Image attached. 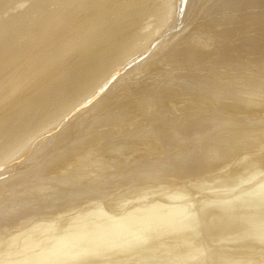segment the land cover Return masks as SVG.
<instances>
[{"label":"bare ground","instance_id":"bare-ground-1","mask_svg":"<svg viewBox=\"0 0 264 264\" xmlns=\"http://www.w3.org/2000/svg\"><path fill=\"white\" fill-rule=\"evenodd\" d=\"M205 64L215 67V72L193 77L206 88L207 97L200 96L201 100L216 98L212 101H240L249 105L254 103L258 90L264 95V76L257 78L252 76L256 73H247L264 70V0H0V178H8L0 183V196L4 188L29 187L40 181L39 174H45L43 180L49 178L51 182V179L69 178L75 185L90 171L97 170L95 174L99 176L111 168L119 170L127 165L134 171L146 166H149L146 170L152 171L144 177L134 174L138 178H132L129 183L149 178L146 181L153 182L150 183L154 186L153 192L144 193L141 191L145 189L140 190L144 184H136L138 188L125 193L129 197L118 195L121 208L97 202L93 206L89 204L86 210H77L87 193L84 187L76 185L42 194L39 196L42 199L38 197L40 200L31 198L24 205L11 200L12 204L0 207V251L7 249L5 258L0 257V264H123L126 257L132 256L136 257L131 258L130 264H146L143 260L153 259L159 247L162 251L167 238L177 240L174 244L188 240V245L175 246L169 259L159 260L162 264H190L192 260H196L192 264H208L207 259L199 258L205 253V247L199 238L190 237L199 234L203 223L207 232L212 229L208 233L217 238V243L243 242L237 247L229 245L232 248L223 249L221 258L214 261L236 264L239 260L238 264H254L258 260L264 264V251L258 252L259 247L257 251L255 247L259 246L256 243L264 245V207L258 203L260 198L251 197L264 195V155L246 154L245 159L236 162L235 170H239L233 175L209 177L199 182V185L215 184L220 180L219 187L236 188L263 174L237 199L222 203L201 200L203 203L198 204L197 201L196 209L201 210L203 223L200 218L194 219L195 202L190 203L193 198H189L194 193L187 192L188 183L183 181L181 185L175 180L182 178L176 174L189 172L204 177L210 169L222 171L231 164L235 150L252 148L262 152L264 126L259 124L264 121L231 122L222 118L225 113L210 116L208 109L206 113H190L192 110L178 109L179 103L173 104L174 113L178 110L179 115L184 111L189 113L177 115L178 118H173V113L171 119L161 122L153 114H158L153 105L150 119L153 124L147 129L135 128L136 123L132 124L135 117L129 115L136 106L132 103L142 100L143 85L154 74L165 72L170 76L168 72L190 70L194 66L197 67L194 70L201 71ZM222 70L237 72L223 75ZM246 75L251 77H241ZM168 78L158 84L163 85ZM173 80L175 83L181 79ZM172 84L164 90L159 86L157 92L153 86L154 94L149 98L157 99L161 93L165 100L185 102L186 97L178 95ZM143 98L148 100L147 96ZM201 100H191L186 108L183 105L184 109L201 107ZM145 101L142 103L148 106ZM129 116L134 122L129 121ZM212 133L216 137L206 141L205 136ZM226 136H230L228 140ZM202 141L205 144H200ZM138 143L143 144L140 155L131 156L140 161H123L128 154L125 152L137 149L130 147ZM256 144L258 147H254ZM190 145L195 148L190 149ZM163 173L171 176L170 181L165 179V186L161 182L163 178L160 179ZM18 191L11 194L12 198ZM170 191L176 194L169 195ZM97 192L94 198L106 197ZM150 194L156 198L149 200ZM182 197L183 201L176 202ZM132 199L139 203L128 206ZM110 210L120 213L110 217L107 214ZM41 217V221H36Z\"/></svg>","mask_w":264,"mask_h":264},{"label":"rangeland","instance_id":"rangeland-1","mask_svg":"<svg viewBox=\"0 0 264 264\" xmlns=\"http://www.w3.org/2000/svg\"><path fill=\"white\" fill-rule=\"evenodd\" d=\"M197 67H195L194 66V68H192V67H190V70H181V69H179V70H173L174 71V73H173V71L171 72V73H169L168 72V74H170V76L169 75H167V73H163V75H162V73H160L159 75H158V73L157 74H154V78L153 77H151V80L149 79V81H147L148 82V84H150V86L147 84V82H146V84H144L143 85V92L145 93H143L142 94V100H139V102L138 101H134L133 103H132V105H134V104H136V106L134 105L133 107H132V111H131V113L129 114V115H133L132 117H135V118H133V119H135L136 121L134 122L133 121V119H132V117L131 116H129V121H132V122H134V123H132V124H134L135 125V123H136V125H135V128H140V129H142V128H146L147 126L148 127H150L151 126V124H153V121L151 120L150 121V119L152 118V112H154V110L156 111V112H158V114L157 113H153V114H155V115H157V116H159L158 117V119H159V121L161 122V121H166L167 120V118L168 119H171V115H173V113H174V107H173V104H177V103H179V105L177 106V108L179 109H183V110H192V111H189L190 113L191 112H193V113H201V112H205L206 113V110L208 109V111H207V115H218V116H222L221 115V113H225L223 116H222V118L223 119H225V120H227V119H230L231 120V122H234V121H240V122H244V123H249V122H253V121H255V122H260V121H264V104H263V102H264V95H263V93H259V91H261V90H258V94L259 95H257V93H256V96L254 97L255 98V101H254V103H252V104H249V105H246L244 102L242 103V102H238L237 103V101L236 102H234V103H231V102H233V101H227V102H223V101H221L220 100V102L219 103H221V104H219V103H216L215 101H212V100H215V99H212V100H209L208 98H206V99H200L199 97L200 96H204L205 97V95L207 94V91H206V88H203L204 87V84H203V82H198L197 83V81H195L194 80V76H195V74H196V77L198 76V74L199 75H202V73L204 74V76H209V74L211 73V74H214V72H215V67H213V66H210L209 64L207 65V64H205L204 65V68L200 71L199 69L200 68H198L197 70H194V69H196ZM180 71V72H179ZM223 71V75H225V74H228V73H232V72H237V70H222ZM240 72H242V71H244V70H239ZM185 72V73H184ZM193 72V73H192ZM244 72H246V71H244ZM251 72H253V73H256L255 75H252V76H257V78H259V77H262V75L264 76V70H252V71H248L247 73H251ZM258 73V74H257ZM175 74V75H174ZM177 74V75H176ZM184 74V75H183ZM165 75V76H164ZM260 75V76H259ZM165 77L166 78V76L167 77H169L168 79L171 81H165L164 83H163V85H159L158 83H160V81H161V79L163 80V79H165V78H162V77ZM178 76V77H177ZM259 76V77H258ZM160 77V78H159ZM190 77V78H189ZM242 78H245V77H251V75H246V76H241ZM158 78V79H157ZM172 78V79H171ZM181 79V80H179L178 82H175L174 83V80L173 79ZM185 78V79H184ZM263 79H264V77H262ZM156 79H157V81H156ZM189 79V80H188ZM255 79V78H254ZM167 80V79H166ZM182 80H183V84H182ZM193 80V81H192ZM152 82V83H151ZM156 82V83H155ZM165 83H168L167 85V88H169L171 85L170 84H172V83H174V84H172V86H175V88L177 89V92L176 93H178V95L180 94V96H182V98H184V97H186L185 99H186V103H187V101H188V103L187 104H184L185 102L184 101H182V100H180V101H177V102H174L173 100L172 101H169V100H165V97H164V95H162L161 93H159L158 95V97L159 98H157V99H155V98H149L150 97V95H152V97H153V94H154V92L153 91H155V92H157V91H160L159 90V86L161 87V86H165ZM185 84V85H184ZM206 84H208V83H206ZM205 84V85H206ZM148 85V87H146ZM179 85V86H178ZM153 86H154V88H155V90H151L152 88H153ZM157 86V87H156ZM190 86V87H189ZM202 87V89H204V91L202 90V89H199V87ZM166 87V86H165ZM160 88L161 90H164V89H167V88ZM186 87H188V88H190V89H188L187 90V88ZM193 87V88H192ZM198 87V88H197ZM195 88V89H194ZM157 89V90H156ZM194 89V90H193ZM193 91V92H191L190 93V91ZM198 90H199V94L200 95H198ZM201 90V91H200ZM152 92V93H151ZM202 92H204V93H202ZM205 92H206V94H205ZM210 93V92H209ZM148 94V95H147ZM187 94V95H186ZM225 94V93H224ZM262 94V95H261ZM141 95V94H140ZM147 96V99L148 100H146L145 98H143V96L144 97H146ZM192 97H191V96ZM261 95V96H260ZM161 97V98H160ZM191 97V98H190ZM206 97H207V95H206ZM137 98H140V97H137ZM164 98V99H163ZM201 100V102H203V104H202V106L204 105V110L201 108V107H191L190 109H184V106H185V108L187 107V106H189V103H191L190 101L192 100ZM146 100V101H145ZM150 100H153V101H150ZM157 100V101H156ZM262 100V101H261ZM143 101H145V102H147L148 103V106L144 103H142ZM163 101V102H162ZM168 101V102H167ZM159 102H161V103H159ZM165 102V103H164ZM171 102H172V104H171ZM182 102H184V103H182ZM258 102V103H257ZM261 102V103H260ZM139 103V104H138ZM169 103V104H168ZM213 103H214V106H213ZM224 103V104H223ZM240 103H241V105H240ZM151 104V105H150ZM156 104L158 105L157 107H156ZM164 104H166V106L164 105ZM182 104V105H181ZM212 104V105H211ZM236 104V105H235ZM141 105V106H140ZM153 105H155L154 106V110L152 111V109H153ZM163 105V106H162ZM168 105V106H167ZM184 105V106H183ZM207 105V107H205ZM211 105V106H210ZM140 107V109L137 111V108H139ZM147 106V107H146ZM160 106H162L161 107V109H160ZM221 107V108H218V107ZM251 106V107H250ZM152 107V108H151ZM228 107H229V110H227L228 109ZM240 109L239 111H237L238 110V108ZM243 107V108H242ZM135 108V109H134ZM158 108V109H157ZM164 108H166V109H164ZM201 108V109H200ZM211 108V109H210ZM224 108V109H223ZM150 109V110H149ZM196 109L198 110V111H196ZM212 109H214V110H212ZM243 109H244V111H243ZM245 109H247L246 111H245ZM250 109H251V111H250ZM142 110V111H141ZM145 110H147V111H145ZM199 110H201L200 112H199ZM203 110V111H202ZM226 110H227V112H226ZM252 110H254V111H252ZM261 110V111H260ZM140 111H141V113H140ZM151 113H150V112ZM161 111H163L162 113H161ZM168 111V112H167ZM212 111L214 112V111H216V112H214V113H212ZM219 111H222V112H219ZM137 112H138V115H137ZM144 112V113H143ZM160 112V113H159ZM175 112H177V113H174V115H173V118H178V116L177 115H179L180 114V111L178 110V111H175ZM183 112V111H182ZM188 112V113H189ZM210 112V113H209ZM236 112H238V114L236 113ZM251 112V113H250ZM188 113H186V111H184V113L182 114L181 113V115H179V116H182V115H184V114H188ZM209 113V114H208ZM230 113V114H229ZM136 114V115H135ZM141 115V117H140V115ZM143 114V115H142ZM136 116H138V117H136ZM144 116H146V118L144 117ZM166 118H164V117ZM161 117V118H160ZM131 118V119H130ZM256 118H258V119H256ZM261 118H262V120H261ZM138 119V120H137ZM161 119V120H160ZM249 119V120H248ZM254 119V120H253ZM144 120H145V122L147 121V122H149V123H144ZM149 120V121H148ZM243 120V121H242ZM257 120V121H256ZM128 121V122H129ZM141 122V121H143V124L142 123H139V122ZM152 122V123H151ZM131 123V122H130ZM138 123V124H137ZM236 124H237V122H235ZM143 125H144V127H143ZM238 125V124H237ZM264 126V123H262V124H259V126ZM147 129V128H146ZM118 136V135H117ZM216 137V133H212V134H209V135H207V136H205V138L204 139H206V141H210V139H211V141H212V139H213V137ZM259 136V135H258ZM201 137V136H200ZM212 137V138H211ZM227 137L228 136H226L225 137V139H227ZM230 137V136H229ZM228 137V138H229ZM118 139V137H116L115 139H111L110 141H109V145L110 144H112V143H114L116 140ZM198 139V138H197ZM200 139V138H199ZM198 139V140H199ZM209 139V140H208ZM228 140V139H227ZM203 142V143H202ZM200 144H205L204 142L205 141H202ZM141 145H143L142 143H138L137 145H132L130 148H134L135 146H136V148L138 149H129V151L128 152H125V153H128L129 154V157H128V154H126L125 155V157L124 158H126V159H123V161H125V162H128V161H134L135 163H138L140 160H138V159H136L137 158V156L138 155H140V148H142V146ZM139 146H141V147H139ZM191 146V148L190 149H193V147L195 148V145H190ZM196 146H198V145H196ZM258 147V145L256 144V145H254V147ZM261 146V145H260ZM166 149V148H165ZM243 149H245L244 150V153H243ZM251 149V150H250ZM113 150V149H112ZM134 150V151H133ZM135 150H136V152H135ZM164 150V149H163ZM250 150V151H249ZM131 151V153H129ZM230 150L228 149L227 150V152H229ZM240 151H242V152H240ZM240 151H238V150H235L234 151V155H232L231 157V161L232 162H229V163H231L230 165H228V167L227 168H224L222 171H214V169H210V170H212V171H210V173L209 174H207V175H205L204 177H200V176H198V175H192L191 173H182V174H176V176L179 178V177H182V178H179V179H175L177 182H179L180 181V183L179 184H183L184 182H186V184L188 183V191L187 192H193L194 193V196L192 197V196H190L189 198H193L192 199V201H190V203L192 202V203H194V205H195V207H192V208H194L193 209V211L196 209V208H198V205H197V201H198V204H200V202H202V201H209V202H211V203H213V202H220L221 201V203L222 202H226V201H232L233 199H237V197L240 195V194H242V193H244L246 190H248V189H250V188H252L253 186H254V184L257 182V181H259V178H262L261 176L263 175H259L260 177L259 178H255V179H253L252 181H250V182H248V183H245V185L244 184H242V185H240V186H238V187H236V188H233V187H231V185L229 186V187H225V186H223V187H219L221 184H218V181H220V180H218L217 182H214L215 184H213V182H209V183H207V184H201V185H199V182L200 181H202L203 179H209V177L212 179V177H217V176H227L228 175V177H229V174L230 175H233L234 173H235V171H237V170H239L238 168H237V170H235V167H236V164L237 163H240L243 159H245L246 157H247V155L248 154H250L251 152V154H253V155H255V154H262V155H264V150L262 151V152H258V151H256V150H254V149H252V148H248V149H246V148H242V150L240 149ZM138 152V153H137ZM188 152H190V151H188ZM248 152V153H247ZM124 153V154H125ZM136 153V154H135ZM241 153V154H240ZM131 154H133V156H136V158H132V156H131ZM189 154V153H188ZM239 156H238V155ZM247 154V155H246ZM251 154L250 155H248V156H251ZM238 156V157H237ZM244 156V157H243ZM128 157V158H127ZM237 157V158H236ZM132 158V159H131ZM240 158H242V160L240 159ZM128 159V160H127ZM240 159V160H239ZM239 160V161H238ZM237 162V163H236ZM121 168V167H120ZM147 168H149V166L147 167H145V168H140V169H137L136 171H134V170H130L129 168H128V165L127 166H125L124 167V169L123 168H121V169H119V170H115V169H113V168H111L110 170H108L107 171V173H100L99 174V176L97 175V174H95V173H98V171L96 170V172H94L95 170H93V171H90V173H86V174H84L83 176H81L80 177V179H79V181H76V187H84L85 188V190H86V193H87V197L84 199V203L83 204H81L80 202H83V201H80L79 203L80 204H78L79 205V207H78V209L77 210H81V209H83V210H86V209H88V208H90V206L89 207H87L89 204L91 205V206H93V204H96L97 202H102L103 203V205H105L106 207H108V206H111V207H115V206H117V208H121L122 206H121V203H119V196L118 195H125V196H127V197H129L128 195H126L125 193L126 192H128V190L129 189H131V188H138L137 187V185H140V186H142V184H146L145 186L143 185L142 186V188L140 189V190H142V189H145L144 191H141V192H146V191H151V192H153L154 191V189L152 188V187H154L153 186V184H151V183H153V182H151V181H146V179L148 180L149 178H140L139 179V181H137V183H136V181L135 182H131V183H129L131 180H132V178H133V180L135 179V178H138V177H144L143 175H148V174H152V171H150V169H148V170H146ZM91 170H92V168H91ZM126 171V172H122V171ZM128 170H130V171H128ZM138 170L140 171V172H138ZM143 170V171H142ZM22 172V169L21 170H19V172ZM111 171V172H110ZM115 171V173H113ZM117 171H119V172H121V173H119V172H117ZM135 172V173H134ZM150 172V173H149ZM200 172H203V171H200ZM73 174V173H75V172H71L70 171V174ZM92 173V174H91ZM110 173V174H109ZM111 173H113V174H111ZM138 173V177L136 176V175H134V174H137ZM170 173V172H169ZM169 173H163V175H161L160 176V179H162L163 178V180L161 181V182H163V186H165V185H167V184H164V182L166 183V181H165V179L166 180H171V179H169V178H171V176H170V174ZM226 173H228V174H226ZM88 174H89V176H88ZM132 176H131V175ZM213 174V175H212ZM41 175H42V177L44 176V177H46L45 176V174H39L38 175V178L39 177H41ZM91 175V176H90ZM95 175V176H94ZM108 177H107V176ZM201 175V174H200ZM87 176V177H86ZM107 177V179L105 178V177ZM111 178H110V177ZM116 176V177H115ZM123 176V177H122ZM129 176V177H128ZM130 176H131V179H130ZM166 176V177H165ZM186 176V177H185ZM246 176V175H245ZM40 178V181L38 180V178H36V180H38V181H36V182H34L31 186L29 185V187H26L25 185V187L26 188H24V186L23 187H15V189L12 187H10L11 188V190H10V188H8V190H6L7 188H4L5 189V192H2V195L0 196V197H2L3 196V198L2 199H6V201H8V203L6 202V201H4V203L2 204V199L0 200V203H1V205H0V207L2 206V205H8V204H12V202H16V203H21V204H23L24 205V203H28V201L32 198H35V197H37L36 199H34V200H40V199H38V197L40 196V195H42V194H45V193H49L50 191H57V190H61L62 188H64V189H67V188H70V186L72 185V186H75L73 183V181H72V179L70 180L69 178H62L63 179V181L61 180H54V179H51L52 180V182L54 183H52L51 181H49L48 179L47 180H43V178ZM88 177H90L91 179H88V180H86ZM96 177H98V179L96 178ZM114 179H113V178ZM128 177V178H127ZM185 177V178H184ZM190 177V178H189ZM2 178V179H1ZM0 178V183L2 182V181H5L6 179H8V178H6V177H1ZM83 178H84V183H82L83 182ZM93 178H94V180H93ZM123 178H124V180H123ZM184 178V179H183ZM187 178V179H186ZM218 178V177H217ZM42 179V180H41ZM82 179V180H81ZM122 179V180H121ZM127 179H129V181L127 180ZM143 179H145V180H143ZM186 179V180H185ZM210 179V180H211ZM93 180V181H92ZM96 180H99V181H96ZM117 180V181H116ZM132 180V181H133ZM173 180V179H172ZM191 180H193V181H191ZM41 181H42V183H43V185H41L42 183H41ZM44 181V182H43ZM47 181H49V182H47ZM54 181H56V185H55V182ZM90 181H92V182H90ZM128 181V182H127ZM184 181V182H183ZM188 181V182H187ZM192 183H191V182ZM205 181V180H204ZM247 181V180H246ZM50 182H51V185H50ZM89 182V183H88ZM97 182V183H96ZM125 182H127V183H125ZM139 182V183H138ZM144 182V183H143ZM151 182V183H150ZM35 183L37 184L36 186H35ZM41 183V184H40ZM60 183H61V185H60ZM88 183V184H87ZM109 183V184H108ZM132 183H133V185H132ZM148 183V184H147ZM115 184H116V186L117 185H119L120 187H116L115 186ZM125 186H124V185ZM135 184V185H134ZM137 184V185H136ZM191 184V185H190ZM197 184V185H196ZM217 184V185H216ZM39 185V186H38ZM131 185H132V187H131ZM149 185L151 186V187H149ZM54 186V187H53ZM55 186H57V187H55ZM86 186V187H85ZM104 186V187H103ZM112 186V187H111ZM123 186V187H122ZM192 186V187H191ZM31 187V188H30ZM33 187V188H32ZM35 187V188H34ZM42 187V188H41ZM93 189H92V188ZM96 187H98L97 189H96ZM107 187V188H106ZM128 187V188H127ZM146 187V188H145ZM22 188H23V190H22ZM38 189V190H35V189ZM50 188V189H49ZM51 188H53V189H51ZM87 188V189H86ZM95 188V189H94ZM127 189V191L125 190V189ZM228 188H230V189H232V191L231 190H229ZM28 189H29V191H28ZM31 189L33 190V191H31ZM80 189H83V188H80ZM104 189V190H103ZM115 189H117V190H115ZM121 189H122V191H121ZM124 189V190H123ZM150 189V190H149ZM183 189H186V188H183ZM182 189V190H183ZM17 190H20V193H19V191H18V198H17V196L15 197V198H12V196H11V194L13 195V193L14 192H16ZM39 190H41V191H39ZM49 190V191H48ZM99 190V195L100 196H106V197H102V198H94V195L93 194H98V191ZM100 190H101V192H100ZM106 190L108 191V193L106 192ZM120 190V191H119ZM191 190V191H190ZM227 190V191H226ZM6 191H8L9 193L10 192H12V193H10L9 195H7V193L8 192H6ZM25 191V192H24ZM38 191L39 192H41V193H38ZM43 191H44V193H43ZM54 191V192H55ZM103 191V192H102ZM104 191L107 193V194H105V195H103L102 193H104ZM29 192H31L32 193V195H31V193H30V195H28L29 194ZM34 192V193H33ZM53 192V193H54ZM111 192V193H110ZM178 192H182L181 190H179ZM195 192H196V194H195ZM52 193V194H53ZM102 195H101V194ZM110 193V194H109ZM120 193V194H119ZM124 193V194H123ZM26 194V195H25ZM38 194V195H37ZM88 194L89 195H92L91 197H89L88 196ZM136 194V193H135ZM134 193H133V195H135ZM169 195H173V194H176V193H174V191H170L169 193H168ZM5 195H7V196H5ZM151 195V196H150ZM147 198L149 199V200H154L155 198H156V195L155 196H153L152 194H150ZM257 195V194H256ZM23 196V197H22ZM34 196V197H33ZM115 196V197H114ZM131 196H132V194H131ZM210 196H211V198H210ZM258 196H259V194H258ZM258 196H256L255 197V195H253V196H251V197H253V198H257V199H259V201H258V203L260 204V205H262L263 207H264V195L262 196H260V197H258ZM5 197V198H4ZM8 197V198H7ZM20 197H22V198H24V199H22V198H20ZM27 197V198H26ZM88 197L89 198H92L91 200L90 199H88ZM96 197V196H95ZM117 197V198H116ZM158 197V196H157ZM250 197V196H249ZM11 198V199H10ZM19 198H20V201H18L19 200ZM39 198H43V197H39ZM103 198H105L106 199V201H105V199H103ZM116 198V199H115ZM16 199V200H15ZM93 199H95L94 201H93ZM100 199V201H96V200H99ZM101 199H102V201H101ZM110 199L112 200L113 199V201H110ZM183 197L179 200V201H176V202H179L180 203V201H183ZM11 200H14V201H11ZM28 200V201H27ZM118 200V201H117ZM135 200V199H134ZM133 199H132V201H129L128 203V206H132L133 204L135 205V204H137V203H139V202H136L135 203V201H134ZM142 200H144V199H142ZM202 200V201H201ZM251 200H253V202L255 201V199H251ZM11 201V202H10ZM87 201V202H86ZM92 203H91V202ZM103 201H105V202H103ZM114 201H116V203L114 202ZM148 201V200H147ZM172 201V200H171ZM200 201V202H199ZM10 202V203H9ZM23 202V203H22ZM107 202V203H106ZM172 202H175L174 200L172 201ZM249 202H250V200H249ZM85 203H87L86 205H85ZM112 203V204H111ZM203 203V202H202ZM121 206H119V205ZM143 204H146V202L145 203H143ZM81 205V206H80ZM210 205H212V204H210ZM216 205V204H215ZM208 207H212V206H208ZM116 208V207H115ZM107 209V208H106ZM200 211L201 210H199V209H196L193 213H196V214H194V215H196V216H194V219H199L200 218V221L203 223V217H202V214L200 213ZM110 212V213H109ZM109 212H107V214L110 216V217H112V216H114L115 217V214H116V212L117 211H114V210H110ZM14 215H16L17 213L16 212H12ZM118 213H120V212H117V214L116 215H118ZM11 214V213H10ZM11 215V216H13L14 217V215ZM47 215V214H46ZM41 219H42V217L41 218H39V220H36V221H41ZM206 221L208 222V223H211V221L209 220V219H207L206 218ZM52 224V223H51ZM203 225V226H202ZM207 226H209L208 224H207ZM206 225H204V223L203 224H201V227H200V232H199V234H198V232H197V235L196 234H194V235H192V236H190V237H196V238H199V241H200V243H202L201 245H203L204 247H205V253H203L199 258H203V259H207V262H208V264H215L216 262V264H219L218 262H220V261H214V259L215 260H217V259H219V258H221V255L224 253V251L225 250H223V249H227V248H229V249H231L232 247H237V245L238 246H240V245H242V243L241 242H238V244L237 245H232L230 242H223V241H220V242H218L217 243V238H214V237H212L211 235H209V233L208 232H210V231H212V229L211 230H209L208 232H207V230H206ZM204 228V229H203ZM209 228V227H208ZM1 231V230H0ZM202 231V232H201ZM203 231L205 232V233H203ZM207 233V234H206ZM214 233V232H213ZM201 234V235H200ZM212 234V233H211ZM215 234V233H214ZM211 236V237H210ZM210 237V238H209ZM47 238V237H46ZM218 239H219V237H218ZM222 239H224V238H222ZM168 240H170V239H166L164 242H165V244H163L164 246V249L162 248V246H161V248L163 249L162 251L165 253V255L163 254V252L161 251V249H159V248H157L158 249V251L156 252V250H155V255H154V257H153V259H152V257L150 258L149 256V258H146L145 260H143L144 261V263H146V264H149L150 262H153V264H162V263H164V262H162L161 263V261H165V260H167V259H169L170 257H171V254H172V252H173V250L172 249H174V247L175 246H177V247H179V246H184V247H186L187 245H188V240H186V241H182L183 243L181 244V242L180 243H177V244H174L173 242L174 241H177V240H170V244H171V242H172V245H170V247H169V245H168V243H169V241ZM203 240V241H202ZM228 240H230V238L228 239ZM193 241V240H192ZM202 241V242H201ZM206 241V242H205ZM52 242V241H51ZM51 242H48V244L49 243H51ZM167 242V243H166ZM186 242V243H185ZM204 243V244H203ZM244 243H247V241L245 242L244 241ZM167 244V245H166ZM166 245V246H165ZM209 245V246H208ZM211 245H212V248H211ZM226 245V246H225ZM227 245L229 246H232L231 248H230V246L229 247H227ZM256 245H259V246H255L256 247V251H257V247H259V250H258V252L260 251V252H262V251H264V249L263 248H261V247H264V245H260V244H258V243H256ZM168 246V247H167ZM225 246V247H224ZM15 248H18V247H16L15 246ZM169 248H171V250L169 249ZM261 248V249H260ZM44 249H46V248H43V250ZM215 250V252L213 251V250ZM228 249V250H229ZM6 248L4 249V250H1L0 251V253L2 254V255H0V257H2V259H4L5 258V254H7L6 253ZM175 250V249H174ZM210 250V251H209ZM221 250V251H220ZM228 250H227V252H226V254H228ZM4 251V252H3ZM159 251H161L160 252V254L158 253ZM217 251V252H216ZM222 251H223V253H222ZM3 252V253H2ZM167 252H168V256H166L167 255ZM208 252H210L209 254H208ZM219 252H220V254H219ZM5 253V254H4ZM216 255H215V254ZM162 254H163V257H162ZM170 254V255H169ZM215 255V256H214ZM219 255V256H218ZM141 256V255H140ZM158 256V257H157ZM209 256H213L214 258L212 259L211 257H209ZM256 256H258V255H256ZM133 257H136V256H132V257H126V261L123 263V264H130L131 262V258H133ZM156 257V258H155ZM160 257H161V259H160ZM167 257V258H166ZM209 257V258H208ZM165 260H164V259ZM198 258V259H199ZM1 259V260H2ZM197 259V260H198ZM0 260V261H1ZM97 260V259H96ZM150 260H152V261H150ZM159 260H161V261H159ZM194 261H196V260H192V261H190V264H192L191 262H194ZM238 262H239V260H238ZM238 262H236V264H238ZM259 263H261V262H258V260H256V262L254 263V264H259Z\"/></svg>","mask_w":264,"mask_h":264}]
</instances>
